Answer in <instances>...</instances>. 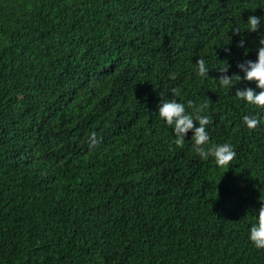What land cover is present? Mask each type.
Here are the masks:
<instances>
[{"label":"trees","instance_id":"1","mask_svg":"<svg viewBox=\"0 0 264 264\" xmlns=\"http://www.w3.org/2000/svg\"><path fill=\"white\" fill-rule=\"evenodd\" d=\"M262 39L264 0H0V264H264V110L235 96ZM169 99L230 165L174 143Z\"/></svg>","mask_w":264,"mask_h":264},{"label":"clouds","instance_id":"2","mask_svg":"<svg viewBox=\"0 0 264 264\" xmlns=\"http://www.w3.org/2000/svg\"><path fill=\"white\" fill-rule=\"evenodd\" d=\"M259 23L260 17L257 15L253 14L248 16L246 19V30L255 32ZM232 31L239 32L240 28L234 27ZM240 43L242 44L243 41ZM259 43L261 46L256 49L255 60L249 59L245 63L238 65L243 75H238L237 81L245 80L254 82L255 87L247 86L237 88L235 96L246 104L254 105L258 109L264 110V39L260 40ZM217 67L221 73L218 76L219 84L229 89L234 85L233 76L235 74L231 76L227 74L229 65L224 67L217 65ZM196 72L202 78H206L209 75V68L204 59L201 58L196 61ZM155 111L158 118L173 133L175 144L183 145L186 135L191 132L190 139L193 150L201 159L212 157L218 167L230 165L229 162L236 155L230 143L214 144L207 150L203 147L209 141V134L206 130V126L209 124V118L206 115H201L200 110L189 113L186 111L184 103L179 102L177 99H169L164 101L160 100ZM194 121L196 122L195 124ZM242 121L249 129H254L260 124V119L255 116L244 115ZM247 238L255 248L264 249V203H261L259 209L254 213V219L250 223Z\"/></svg>","mask_w":264,"mask_h":264}]
</instances>
